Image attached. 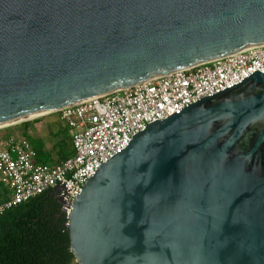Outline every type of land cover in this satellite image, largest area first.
<instances>
[{
    "label": "water",
    "instance_id": "obj_1",
    "mask_svg": "<svg viewBox=\"0 0 264 264\" xmlns=\"http://www.w3.org/2000/svg\"><path fill=\"white\" fill-rule=\"evenodd\" d=\"M261 44L264 0H0V128ZM67 221L75 264H264V73L148 124Z\"/></svg>",
    "mask_w": 264,
    "mask_h": 264
},
{
    "label": "built area",
    "instance_id": "obj_2",
    "mask_svg": "<svg viewBox=\"0 0 264 264\" xmlns=\"http://www.w3.org/2000/svg\"><path fill=\"white\" fill-rule=\"evenodd\" d=\"M257 71L264 73V44L61 107L53 112L70 130L73 154L56 164L36 162L33 147L23 137L1 139L0 183L9 192L0 200V214L50 190L67 218L87 180L135 134Z\"/></svg>",
    "mask_w": 264,
    "mask_h": 264
},
{
    "label": "trees",
    "instance_id": "obj_3",
    "mask_svg": "<svg viewBox=\"0 0 264 264\" xmlns=\"http://www.w3.org/2000/svg\"><path fill=\"white\" fill-rule=\"evenodd\" d=\"M66 145L64 158L72 154ZM34 148L38 155L43 151L41 145ZM4 186L0 184V200ZM67 223L61 200L50 190L10 207L0 214V264H72Z\"/></svg>",
    "mask_w": 264,
    "mask_h": 264
},
{
    "label": "crops",
    "instance_id": "obj_4",
    "mask_svg": "<svg viewBox=\"0 0 264 264\" xmlns=\"http://www.w3.org/2000/svg\"><path fill=\"white\" fill-rule=\"evenodd\" d=\"M65 131L67 132L65 133ZM67 133L70 135L67 125L62 120H60L57 113L50 112L43 115L34 116L19 123L18 125H14V127L9 129H3L0 131V140L9 135L20 136L27 139L28 141L31 140L29 143L35 151L34 159L36 162L44 164H56L67 158L63 157L64 154L62 151L66 141L67 145L64 149H66V151H71L73 154L71 136L69 137L70 139L68 138V142V139H66L65 136L68 135ZM34 145L42 146L43 151H41L40 155L36 154ZM8 192V188L6 187L3 199L8 196Z\"/></svg>",
    "mask_w": 264,
    "mask_h": 264
},
{
    "label": "rangeland",
    "instance_id": "obj_5",
    "mask_svg": "<svg viewBox=\"0 0 264 264\" xmlns=\"http://www.w3.org/2000/svg\"><path fill=\"white\" fill-rule=\"evenodd\" d=\"M24 121H26V120H24ZM21 122H23V121H21ZM21 122L14 123V124L9 125V126L1 127V128H0V131H2L3 129H9V128H11V127H14V125H18V124L21 123ZM69 131H70V130H69ZM72 264H75V262H73Z\"/></svg>",
    "mask_w": 264,
    "mask_h": 264
},
{
    "label": "bare ground",
    "instance_id": "obj_6",
    "mask_svg": "<svg viewBox=\"0 0 264 264\" xmlns=\"http://www.w3.org/2000/svg\"><path fill=\"white\" fill-rule=\"evenodd\" d=\"M31 117V116H30ZM30 117H28V118H30Z\"/></svg>",
    "mask_w": 264,
    "mask_h": 264
}]
</instances>
